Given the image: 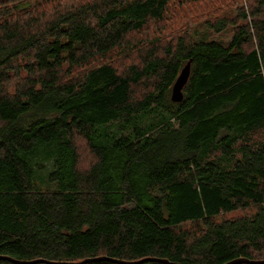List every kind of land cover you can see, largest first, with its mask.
Returning a JSON list of instances; mask_svg holds the SVG:
<instances>
[{"label": "trees", "instance_id": "trees-1", "mask_svg": "<svg viewBox=\"0 0 264 264\" xmlns=\"http://www.w3.org/2000/svg\"><path fill=\"white\" fill-rule=\"evenodd\" d=\"M149 257L264 259V0H0V264Z\"/></svg>", "mask_w": 264, "mask_h": 264}, {"label": "water", "instance_id": "water-1", "mask_svg": "<svg viewBox=\"0 0 264 264\" xmlns=\"http://www.w3.org/2000/svg\"><path fill=\"white\" fill-rule=\"evenodd\" d=\"M189 74H190V60L188 62H186L185 65L180 69L176 79L174 80V82L172 84L171 91H170L171 101L180 102L182 100L183 88L188 81ZM3 258H7L9 260L19 262V260H14V259H11L9 257H3ZM86 260H88V259H86ZM86 260H84V261H86ZM143 260H153V258H150V257L144 258V259H141V260H138L135 262H127V261H119V260H115V261L122 262L124 264H136V263H139L140 261H143ZM36 261H44V260L43 259H37V260H33L31 262H36ZM31 262H29V263H31ZM82 262H78V264H80ZM239 262L264 264V259H262V260H249V259H245V258H239V259L232 260V261L224 263V264H235V263H239ZM21 263H25V262H21ZM75 264H77V263H75ZM171 264H176V263H171Z\"/></svg>", "mask_w": 264, "mask_h": 264}, {"label": "rangeland", "instance_id": "rangeland-1", "mask_svg": "<svg viewBox=\"0 0 264 264\" xmlns=\"http://www.w3.org/2000/svg\"><path fill=\"white\" fill-rule=\"evenodd\" d=\"M31 1V3H36V2H38V1H40V2H42V0H30ZM53 3V2H52ZM244 4H245V1H244ZM226 32H227V35H225L224 37H225V40H227V39H229V35L231 34V29L229 28V29H227L226 30ZM218 34H214L212 37H214V38H218ZM42 163L45 165V166H43L45 169H50L51 167H52V160H48V159H46V160H43L42 161ZM45 171L46 170H43V173H39L38 172V175L40 176V174H41V176L42 177H44V176H46V174H44L45 173Z\"/></svg>", "mask_w": 264, "mask_h": 264}]
</instances>
